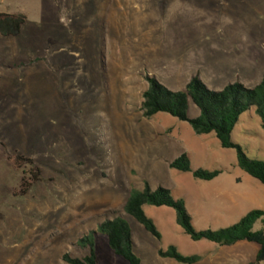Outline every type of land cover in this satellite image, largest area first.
Wrapping results in <instances>:
<instances>
[{
	"label": "rangeland",
	"instance_id": "374dc122",
	"mask_svg": "<svg viewBox=\"0 0 264 264\" xmlns=\"http://www.w3.org/2000/svg\"><path fill=\"white\" fill-rule=\"evenodd\" d=\"M0 14L27 17L18 37L0 35V264H65V254L80 256L81 238L116 217L129 223L143 264H177L158 256L172 246L202 257L198 264L255 259L254 244L193 242L174 210L145 207L158 240L123 208L148 183L184 200L198 231L264 211V186L238 168L234 150L188 123L141 111L147 77L182 91L198 62L209 65L200 78L210 90L254 88L264 75V0H0ZM198 115L190 103L189 117ZM233 141L264 161L255 110L242 116ZM184 153L193 170L221 175L203 182L171 170ZM17 156L41 172L25 195L31 166L15 169ZM96 254L100 264H127L99 233Z\"/></svg>",
	"mask_w": 264,
	"mask_h": 264
},
{
	"label": "trees",
	"instance_id": "16d2710c",
	"mask_svg": "<svg viewBox=\"0 0 264 264\" xmlns=\"http://www.w3.org/2000/svg\"><path fill=\"white\" fill-rule=\"evenodd\" d=\"M27 17L23 14H0V35L4 38L18 37ZM148 89L142 95L141 111L145 119H152L159 114L168 115L180 122L188 123L197 136L214 135L222 149L236 152L237 166L245 174L264 186V161L248 158L243 148L233 141V132L242 116L255 110L264 131V75L254 88H246L237 82L223 90H210L200 80L193 77L182 91H171L164 87L155 77H147ZM190 103L198 110L196 118L189 117ZM15 169H22L25 164L31 166L30 177L22 179L20 194L25 195L41 177L40 170L33 161L23 156L10 158ZM171 170L190 173L195 180L211 182L217 179L220 171L193 170L187 154H182L169 163ZM145 207L169 208L175 211L176 223L184 234L193 242L206 241L220 247H233L247 242L258 246L255 259L248 264L264 262V211L255 209L243 216L236 224L218 230L198 231L193 225L192 216L182 199H176L169 189L158 187L152 189L148 183L143 189H133L124 205V213L134 219L143 229L161 240V234L155 223L146 215ZM260 225L259 230H255ZM101 234L108 242L113 254L127 264H143L136 253L132 229L123 217L108 219L99 224L96 232L81 238L75 247L80 256L65 254V264H100L96 254V235ZM158 256L172 260L177 264H198L200 256L182 255L176 247L159 250Z\"/></svg>",
	"mask_w": 264,
	"mask_h": 264
},
{
	"label": "crops",
	"instance_id": "0c3cea01",
	"mask_svg": "<svg viewBox=\"0 0 264 264\" xmlns=\"http://www.w3.org/2000/svg\"><path fill=\"white\" fill-rule=\"evenodd\" d=\"M205 62V61H204ZM198 63H200V64H197V67H196V70H195V73H197V76H199V78H200V73H201V71H202V69L203 70H210V68H209V65H208V67H207V64H205V63H201V62H198ZM246 66L249 68V63L247 62V64H246ZM178 67V66H177ZM236 67V66H235ZM180 68V67H179ZM179 70V69H178ZM211 73H213V71H211ZM221 75V74H220ZM200 80L202 81V79L200 78ZM262 80V79H261ZM261 80H260V82H261ZM203 82V81H202ZM259 82V83H260ZM258 83V84H259ZM257 84V85H258ZM195 134V133H194Z\"/></svg>",
	"mask_w": 264,
	"mask_h": 264
}]
</instances>
